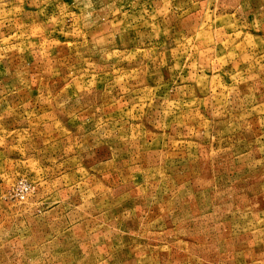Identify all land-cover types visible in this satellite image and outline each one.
Segmentation results:
<instances>
[{
    "label": "rangeland",
    "instance_id": "1",
    "mask_svg": "<svg viewBox=\"0 0 264 264\" xmlns=\"http://www.w3.org/2000/svg\"><path fill=\"white\" fill-rule=\"evenodd\" d=\"M0 264H264V0H0Z\"/></svg>",
    "mask_w": 264,
    "mask_h": 264
}]
</instances>
